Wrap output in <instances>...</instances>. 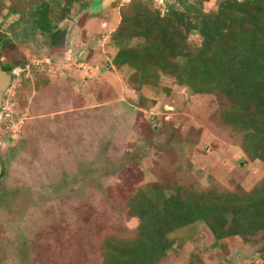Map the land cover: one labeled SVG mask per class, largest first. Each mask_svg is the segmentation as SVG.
<instances>
[{"label": "rangeland", "instance_id": "1", "mask_svg": "<svg viewBox=\"0 0 264 264\" xmlns=\"http://www.w3.org/2000/svg\"><path fill=\"white\" fill-rule=\"evenodd\" d=\"M41 1L53 7L56 42L34 28L22 33L29 26L23 17L6 15L27 19ZM67 1L0 3V34L10 33L16 50L8 57L25 61L12 72L0 114L6 264H24L16 254L22 243L31 264H100L98 241L134 234L138 222L126 200L152 184L249 192L264 178V163L249 161L216 124L213 95H194L165 75L137 92L131 70L113 67L111 35L130 0H79L57 23ZM183 1H203L209 13L221 0ZM170 239L176 252L164 264H261L257 245L240 238L217 244L203 224Z\"/></svg>", "mask_w": 264, "mask_h": 264}, {"label": "trees", "instance_id": "2", "mask_svg": "<svg viewBox=\"0 0 264 264\" xmlns=\"http://www.w3.org/2000/svg\"><path fill=\"white\" fill-rule=\"evenodd\" d=\"M74 2L79 0L67 1L57 23ZM52 10L42 2L30 14L35 18L24 17L22 22L31 26H25V33L34 28L56 42L61 33L52 23ZM111 41L118 47L112 65L131 70L135 91L156 87L165 75L194 95H213L216 124L249 161L264 163V0H221L209 13L204 12L203 1L178 0L167 3L164 15L146 0H130L120 9ZM0 42H9L8 55L16 51L1 34ZM9 61L4 71L10 74L25 66V61ZM127 157L135 159L134 154ZM125 207L138 222L135 232L100 239V264H164L176 252L170 236L197 224H203L217 244L240 238L257 245L264 264V178L249 192L155 183L130 194ZM16 254L22 263L31 264L28 243H22ZM7 255H0V264H6Z\"/></svg>", "mask_w": 264, "mask_h": 264}, {"label": "flooded vegetation", "instance_id": "3", "mask_svg": "<svg viewBox=\"0 0 264 264\" xmlns=\"http://www.w3.org/2000/svg\"><path fill=\"white\" fill-rule=\"evenodd\" d=\"M5 1H7V0H0V3H3V4H7V3H5ZM8 14H11V16H21V17H23L24 18V15H25V13H20V12H15V11H10V10H7V14L6 15H8ZM5 15V16H6ZM14 24V23H13ZM17 25H20V23L18 22V24ZM20 27V26H19ZM17 32H20L19 30L17 31ZM17 32L15 33H13L14 35H16L17 34ZM21 32L23 33H25V27H23V28H21ZM10 35V33H7V34H4V36L5 37H7V39H9V40H11L12 41V38L9 36ZM52 39V38H51ZM54 42H55V40H53ZM8 43L9 42H0V67H1V69L4 71L5 69V67L7 66V65H9V63L11 62V61H9V57H8V53H7V51H6V46H8ZM16 60H14V58L12 59V62H15ZM6 72V71H5ZM8 73V72H7ZM9 75H11V77H12V79L14 80V77L12 76V73L10 74V73H8ZM13 83V82H12ZM4 110V107L2 106V108H1V111H0V114L2 113V111Z\"/></svg>", "mask_w": 264, "mask_h": 264}, {"label": "water", "instance_id": "4", "mask_svg": "<svg viewBox=\"0 0 264 264\" xmlns=\"http://www.w3.org/2000/svg\"><path fill=\"white\" fill-rule=\"evenodd\" d=\"M12 82L13 79L11 75L3 71L0 67V111L3 105L4 96L7 93V91L10 89ZM2 173H3V167L0 157V176L2 175Z\"/></svg>", "mask_w": 264, "mask_h": 264}, {"label": "built area", "instance_id": "5", "mask_svg": "<svg viewBox=\"0 0 264 264\" xmlns=\"http://www.w3.org/2000/svg\"><path fill=\"white\" fill-rule=\"evenodd\" d=\"M156 2H159L160 7L162 8V14L164 15L167 12V3L169 2V0H155ZM171 3H173L172 1H170ZM166 3V4H165Z\"/></svg>", "mask_w": 264, "mask_h": 264}, {"label": "crops", "instance_id": "6", "mask_svg": "<svg viewBox=\"0 0 264 264\" xmlns=\"http://www.w3.org/2000/svg\"><path fill=\"white\" fill-rule=\"evenodd\" d=\"M87 36H88V33H87Z\"/></svg>", "mask_w": 264, "mask_h": 264}]
</instances>
